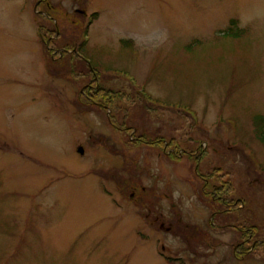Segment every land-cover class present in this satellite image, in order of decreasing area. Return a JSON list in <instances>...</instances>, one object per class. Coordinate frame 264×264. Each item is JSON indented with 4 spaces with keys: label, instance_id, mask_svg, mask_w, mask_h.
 Wrapping results in <instances>:
<instances>
[{
    "label": "rangeland",
    "instance_id": "1",
    "mask_svg": "<svg viewBox=\"0 0 264 264\" xmlns=\"http://www.w3.org/2000/svg\"><path fill=\"white\" fill-rule=\"evenodd\" d=\"M85 27L76 56L64 46ZM91 87L119 107L86 111ZM257 117L264 0H0V264H264V245L233 258L238 236L205 190L224 170V198L264 223ZM147 134L178 144L164 152ZM185 226L211 241L191 245Z\"/></svg>",
    "mask_w": 264,
    "mask_h": 264
},
{
    "label": "trees",
    "instance_id": "2",
    "mask_svg": "<svg viewBox=\"0 0 264 264\" xmlns=\"http://www.w3.org/2000/svg\"><path fill=\"white\" fill-rule=\"evenodd\" d=\"M93 16H95V15L93 14ZM87 31H88V29L86 27L83 28L84 35H85V32H87ZM78 37L80 39L81 35ZM83 46L84 45L81 41L79 47L82 48ZM64 48L68 49V50H73L76 48V43L73 40V42H70L69 44L65 45ZM79 65H80V62H79ZM77 67H78V65H77ZM84 68H86V69H84ZM87 69H88V66L87 67H81L78 69V72L81 73V75H85L86 71L84 72V70H87ZM90 69H92V67H90ZM88 72H89V70H88ZM96 76L98 78L97 74H96ZM95 86H96V84H95ZM91 89H94L95 91H94V94L90 95L91 97H89L88 99H85L86 107H84V108L86 109V111L90 112L91 108H96L99 111H101V110L105 109L106 105L109 106V108H111L113 110L114 109L116 110V108L119 107L117 102H115L116 101V97H115L116 95L115 94H117V93H114V91L106 90V89H103L101 87H99V88H97V87L92 88L91 87ZM134 89L135 88L133 87V90ZM137 95L140 97L141 101L145 103V97L140 92H138V90H137ZM95 101L99 102V104L97 105L95 103ZM146 104L151 106L152 108H154V105L152 103L151 104L146 103ZM83 111H85V110H83ZM177 116H179L183 119H186V118L189 119L190 118V115L186 111H183V110L178 111ZM125 119H128V114H124V121L120 124L123 128L129 129L127 122H125ZM254 125L256 126V128H260V127L264 128V117H257L254 121ZM259 132L261 133L259 138L262 141H264V131H259ZM145 137L149 138L148 139L149 141H147L149 144H153V143L161 144L163 146L164 152H165L164 147L166 145H167L166 151H170V149H171L170 147L172 146V144L173 145L178 144L177 141L174 140V138H170L168 140L167 137L161 136L159 138L154 139L153 136L150 137L148 134ZM129 141L130 140H128V142ZM136 144H138V142H136ZM234 150L236 151V153H238L241 156V159L245 163H247L246 164L247 168H248L247 173L250 175H251V173H254V171L252 169L253 168L252 165H254V164L251 161V159L245 155L242 156L241 153H239L240 152L239 148H235ZM205 152L206 151L203 150L201 152V154L205 153ZM201 154L198 156V159L202 158ZM169 155L174 156L176 158H179L177 155H174L173 153H170ZM197 170L199 171V165L197 166ZM221 173H222V175H221ZM200 175H202V174H200ZM217 175L222 180L220 182H216V183H219V184L221 183V185H219V186L215 185L214 186L213 183L212 184L207 183L208 181H206V183H205V187H206L205 190L207 188H209V190H211L209 192L211 193V196H213L212 201L216 202L217 201L216 198H217L219 201L223 202L221 205L224 206V210H221V211L219 210L215 214L216 215L215 220L222 222L221 224H219L220 227H218V226H215V227H218L222 230H230L228 228H233V230H235V233L238 236L237 237L238 240L235 244V249H237V250L234 251V254H233L234 259H238L239 257H246V256L251 257L252 253H255L259 247L264 245V240L261 243L258 241V236H260V234H264V223L260 222L261 220L258 218L259 214L255 213L252 209L245 208L244 199L241 200L238 198H229V196L224 198L223 194L228 195L229 193L234 192V188H233V185L231 183V180H226V181L223 180L224 176L228 175L227 172H224V170H222V169H219V170L214 169L208 173V176H206L208 178L206 180L210 181V180H212V178H214ZM112 176H113L112 177L113 181H115L117 183L119 182V184L122 183V181H120L117 178L116 174H112ZM202 177H204V175ZM255 178H257V177H255ZM258 178H259V182H261L259 189L264 191V175L263 174L259 175ZM217 191H220V192H217ZM239 210H243L244 212L245 211L251 212L253 214V217L243 219L241 222H240V220L236 221L233 218V216H234L233 214ZM231 221H233L236 224L226 226V224L230 223ZM176 226H179V224L177 223ZM180 228L182 229V226H180ZM213 229H216V228H213ZM175 233H179L180 236H183V238L185 236L188 239V241L191 243V245H194V246H196V243L206 244L207 243L206 241H208V242L211 241L210 240L211 235L209 234V232L201 230L198 226H185V229L183 231H176ZM210 246H213V247L216 246V242H214L213 239H212V244ZM240 252L243 254L239 255Z\"/></svg>",
    "mask_w": 264,
    "mask_h": 264
},
{
    "label": "water",
    "instance_id": "3",
    "mask_svg": "<svg viewBox=\"0 0 264 264\" xmlns=\"http://www.w3.org/2000/svg\"><path fill=\"white\" fill-rule=\"evenodd\" d=\"M77 151H78V153L81 154V155H83L84 152H85V151H84V148H83L82 146H80V147L78 148Z\"/></svg>",
    "mask_w": 264,
    "mask_h": 264
},
{
    "label": "flooded vegetation",
    "instance_id": "4",
    "mask_svg": "<svg viewBox=\"0 0 264 264\" xmlns=\"http://www.w3.org/2000/svg\"><path fill=\"white\" fill-rule=\"evenodd\" d=\"M74 50H75V51H74ZM79 50H80L79 48H78V49L75 48V49H73V53H74V54H77L76 56H78ZM75 52H76V53H75ZM93 70H94V69H93ZM157 220H159V217L155 219V221H157Z\"/></svg>",
    "mask_w": 264,
    "mask_h": 264
}]
</instances>
